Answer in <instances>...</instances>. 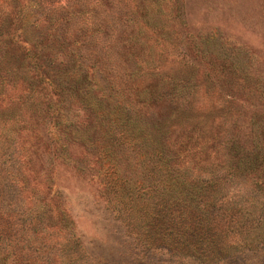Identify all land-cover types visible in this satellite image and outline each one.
<instances>
[{
	"label": "rangeland",
	"instance_id": "obj_1",
	"mask_svg": "<svg viewBox=\"0 0 264 264\" xmlns=\"http://www.w3.org/2000/svg\"><path fill=\"white\" fill-rule=\"evenodd\" d=\"M12 1L0 0V25L9 16L2 31L20 49L6 48L5 61L51 85L35 87L33 102L26 85L7 88L0 114L17 126L28 195L67 264H185L130 235L117 202L150 172L159 180L163 125L168 145L189 140L196 174L240 176L224 190H252L264 218V0ZM183 78L195 93L190 125L171 93ZM89 92L104 100L97 117ZM263 262L264 251H244L230 264Z\"/></svg>",
	"mask_w": 264,
	"mask_h": 264
},
{
	"label": "trees",
	"instance_id": "obj_2",
	"mask_svg": "<svg viewBox=\"0 0 264 264\" xmlns=\"http://www.w3.org/2000/svg\"><path fill=\"white\" fill-rule=\"evenodd\" d=\"M4 1L9 2V6L14 3ZM53 6L43 0L41 8L55 10ZM8 21L9 16L3 25ZM3 25H0V97L7 88L24 89L26 85L27 100L32 101L31 91L51 82L26 76L18 78L15 70L12 72L5 61V49L18 51L20 48L16 38L5 37ZM106 56L110 59L108 51ZM82 78V81H90L86 75ZM73 82L76 81L71 84ZM115 82L116 79L110 83L117 91ZM171 89L178 107L187 106L188 116L183 121L190 125L195 100L192 79L174 80ZM125 91L124 87L121 92ZM66 94H72V90ZM87 96L84 102L92 116L97 117L104 100L95 98L91 92ZM187 129L193 130L188 125ZM18 133L13 120L0 114V264H67L63 251L55 243L59 237L51 233L55 229L50 230L44 220L41 202L28 195L26 154ZM160 133L159 180L150 179V172L142 185H133L127 191L121 189L117 194V202L124 205L122 215L130 220L129 234L147 249L165 253L185 264H230L244 251H264V230L254 227L256 221L264 223L260 213L263 207L256 205L253 191L244 190L247 196L241 194L242 188L238 186L229 192L224 190L240 176L211 169L204 172L206 176L196 174L189 162V140L179 137L170 146L166 142V125ZM120 179L124 185L128 180Z\"/></svg>",
	"mask_w": 264,
	"mask_h": 264
}]
</instances>
